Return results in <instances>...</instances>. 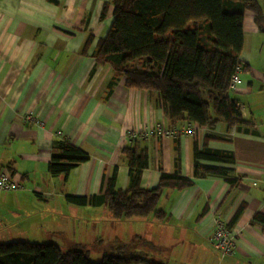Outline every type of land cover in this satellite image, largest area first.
Wrapping results in <instances>:
<instances>
[{"label":"crops","instance_id":"0c3cea01","mask_svg":"<svg viewBox=\"0 0 264 264\" xmlns=\"http://www.w3.org/2000/svg\"><path fill=\"white\" fill-rule=\"evenodd\" d=\"M256 1L261 21L253 11L244 14L239 60L248 68L232 92L247 123L239 129L188 121L172 126L158 95L129 89L124 77L98 65L94 52L113 22L112 6L103 17L109 0H0V170L9 168L23 185L0 191V243L52 242L87 254L139 252L165 264H264V224L255 220L264 216V0ZM30 113L38 125L25 121ZM157 123L179 132L136 140L149 157L141 188H157L163 173L193 182L182 191L163 190L157 207L163 220H115L105 205L67 200L105 194L115 173V191H126L131 182L122 149L133 143L127 134ZM60 139L88 160L68 176L53 177L48 165ZM196 148L231 155L234 162L197 160ZM195 161L230 171L236 183L195 176ZM214 217L235 234L231 256L213 248Z\"/></svg>","mask_w":264,"mask_h":264},{"label":"trees","instance_id":"16d2710c","mask_svg":"<svg viewBox=\"0 0 264 264\" xmlns=\"http://www.w3.org/2000/svg\"><path fill=\"white\" fill-rule=\"evenodd\" d=\"M103 17L113 7V22L104 39L98 42L94 58L98 65L109 66L116 78H125L132 90L158 95L170 125L188 121L199 127L229 128L247 126L237 101L232 98L231 77L244 45L243 21L247 10L260 23L262 11L256 0H109ZM171 129V128H170ZM174 130H178L174 128ZM139 141L122 149L129 166L130 186L115 191L116 173L105 194L93 198L67 197L73 204L105 205L115 220H132L153 215L163 190H185L192 180L163 173L157 188H141V173L149 165L147 150ZM55 153L48 165L53 177L68 176L88 160L87 154L66 139L55 142ZM195 159H213L233 163L231 155L195 149ZM226 169L200 165L195 161L197 177L221 176L231 184ZM240 208L232 224L242 213ZM255 220L264 224V216ZM0 264H165L152 261L142 253H107L98 262L81 249L62 251L55 243L13 241L0 243Z\"/></svg>","mask_w":264,"mask_h":264},{"label":"built area","instance_id":"2783aa9c","mask_svg":"<svg viewBox=\"0 0 264 264\" xmlns=\"http://www.w3.org/2000/svg\"><path fill=\"white\" fill-rule=\"evenodd\" d=\"M242 65H238L231 77L230 89L232 92H236L239 85L242 83ZM237 107L242 112L243 106L237 103ZM25 121L30 124H39L38 119L30 113L26 115ZM191 127H185L182 129L184 133H191ZM178 130L167 129L162 124H155L152 129L143 132L131 131L127 134V140L129 143L136 141L141 137H146L148 135H159L161 137H171L177 136ZM23 185L21 183L20 176L18 174H13L9 168H4L0 170V191H17L21 190ZM213 230L211 236V243L213 248L222 256L227 257L234 254L236 249L235 234L233 230L229 227L228 223L219 217L213 218Z\"/></svg>","mask_w":264,"mask_h":264},{"label":"rangeland","instance_id":"374dc122","mask_svg":"<svg viewBox=\"0 0 264 264\" xmlns=\"http://www.w3.org/2000/svg\"><path fill=\"white\" fill-rule=\"evenodd\" d=\"M106 248H108L107 246H104V247H100V248H98V249H101V250H104V249H106ZM62 250H64V249H62ZM106 251H101V253H99V252H88V256H89V259L91 260V261H93V262H98V261H100L101 259H102V256L104 255V254H107V253H105ZM110 253V252H109ZM111 254V253H110ZM144 255V254H143Z\"/></svg>","mask_w":264,"mask_h":264}]
</instances>
